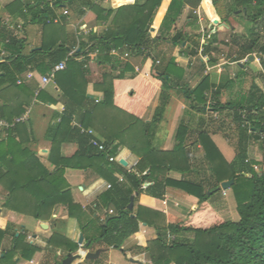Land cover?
Masks as SVG:
<instances>
[{"label":"trees","instance_id":"1","mask_svg":"<svg viewBox=\"0 0 264 264\" xmlns=\"http://www.w3.org/2000/svg\"><path fill=\"white\" fill-rule=\"evenodd\" d=\"M119 1L124 2L117 8L109 9H103L92 2L91 7L100 20L108 22L113 16L112 20L103 31L90 34L76 54L69 57L73 42L66 38L61 42L45 39L39 48L25 53L26 45L22 39L4 27L0 29V86L10 83L22 88L18 83V75L29 69L36 74H47L67 58L66 68L57 71L55 79L63 93L81 111L80 126L72 124V112L61 114L52 135L50 162L55 165V170L50 171L34 151L25 146L22 137V130L26 131V124L31 118V109H1L0 117L8 120L26 111H29V118L17 123L7 137H0V184L8 191L4 207L18 217L17 222L10 220L0 225V242L8 234L12 236V245L0 256V264H18L16 258L19 254L31 260L42 250L40 246L28 241L29 232L21 225V214H29L41 220L51 219L58 204L65 205L69 217L78 220L86 241H90L85 246L87 248L98 244L107 249L123 248V252L131 250L124 247L125 240L139 232L140 224L145 222L156 229L157 237L148 241L146 246L137 248L148 254L150 264H264V89L255 76L248 92L223 101L226 89L236 82H244L248 75L247 63H251L250 57L254 53H262L260 64L264 74V41H261L262 36L253 25L264 20V0L203 1V13L212 24V38L204 49L211 65L217 63L211 53L219 33L230 26V19L237 10L246 12L252 26L248 37L235 36L232 39L237 46V54L232 61L235 62L238 79L222 75L218 81L215 75L208 73L195 87H184L192 107L204 112L210 101L211 110L221 114L227 112L230 123L235 125L236 155L230 162L212 139L213 130H222L223 124L227 123L224 119L218 125L216 121H207L202 116L197 127L181 121L171 151L159 150L152 145L155 129L171 98L169 87L178 86L185 73V63L179 65L178 56L183 53L189 57L197 54L199 49L200 34L177 27L185 7L188 4L197 6L200 0ZM53 2V6H50L47 0H37L32 4L15 0L8 8L20 13H33L32 21L42 25L46 35L49 30L50 33L57 31L49 26L54 25L53 20L57 11L62 9L64 0ZM166 40L172 43L174 53L166 64L157 65L153 55L159 43ZM126 46L136 54L144 53L152 62L156 85L148 80V76H152L149 71H134L128 62L110 53L113 48ZM95 49L100 51L99 59L104 64L109 63L114 70L119 69L118 72H103L101 79L96 82L95 86L104 92L101 102H96L85 91L90 74L87 55ZM81 54L87 55L78 60ZM245 58L247 62L240 64ZM159 87L162 88L159 104L151 122L146 124L143 114ZM96 117L99 118L97 121ZM82 127L91 132H83ZM92 138L103 145L104 149L93 145ZM64 142L77 144V150L72 156H61V145ZM191 142L201 144L211 170L209 184L203 180H175L168 176L171 170L183 173L192 170L188 149ZM255 142H260L262 157L250 159L248 153ZM125 145L138 153L141 159L137 168L126 171L124 181H120L113 176L115 164L109 159L117 155ZM94 164H98L100 173L111 181V187L100 196L96 204L97 209L113 208L114 213L104 218L95 214L97 209L89 214L75 202L70 184L65 178L66 168H87ZM231 179L234 180L231 189L239 214L235 221L224 218L211 202L214 191L219 190L223 181ZM168 186L180 188L199 199L198 208L189 212L185 221L160 223L162 214L158 211L143 205L137 211L129 208L131 196L135 192L148 202H153L164 200ZM187 234L193 238L186 237ZM46 242L48 247L60 249L67 254L78 253L82 248L66 236L60 220H54L53 235ZM59 263L56 261V264Z\"/></svg>","mask_w":264,"mask_h":264},{"label":"crops","instance_id":"2","mask_svg":"<svg viewBox=\"0 0 264 264\" xmlns=\"http://www.w3.org/2000/svg\"><path fill=\"white\" fill-rule=\"evenodd\" d=\"M13 1L15 0H0V29L4 27L6 31L22 39L26 45L25 53H29L31 50L39 48L42 41L45 39L48 41L57 40L61 42L66 38L68 41L73 42L72 49L75 46L79 49L83 42L88 40L89 35L83 36V38L79 39L77 36V27H81L83 29L91 27L95 29L94 31L101 32L104 30L105 24H107V26L110 24L113 17H110L108 22L100 20L96 11L91 7L92 2L100 5L103 9L117 8L124 2L119 0H89L88 2L87 0H72V2H70V0H64L62 9H59L57 11V15L55 16L59 18V21L54 22V25L49 26L50 29H57V31L50 33L49 30L45 35L43 26L32 21L33 13L28 11L20 13L15 11V9L8 8V5ZM22 1L23 3L27 2L30 4L37 2V0ZM89 2L91 3L89 4ZM194 8H196V6H192L190 4L185 7L177 28L191 32V29L195 26V24L199 26L198 19L193 13ZM64 9L69 10L67 15L63 14ZM190 12H192V15H190ZM194 20L196 21L194 22ZM207 20L208 19L205 18L206 24L212 25ZM230 22V26H227L226 28L233 29V32L237 34L235 36L243 37L241 34H246V37L249 36L248 33L250 26H252V22L246 16V12L237 10L234 17H231ZM226 28L224 30H226ZM116 50L117 54L112 55L118 57L121 61L128 62L135 69L134 71H140L141 69L149 71L152 76H148V80L152 81L153 84L156 85L157 81L153 77V74H155V68H153L152 62L146 58L144 53L136 54L128 46L116 48ZM173 53L174 47L172 46V43L166 40L159 43L153 57H156L157 65H164ZM213 53L214 51L212 50L211 54ZM4 55H6V53H4ZM86 55L87 54H81L77 57V59L81 60ZM87 56L89 58L87 65L90 70V74L88 75V82L85 85V91L88 95L93 96L95 100H99L96 102H101L104 99V92L95 86L96 82L101 79L103 72L111 70L118 72L119 69L114 70L112 64H104L99 59V55ZM199 56H202L199 49L195 55L186 57L182 53L178 56V64L180 65L182 62L185 63V73L178 86L173 85L169 87L168 93L171 98L152 138V145L156 149L171 151L174 148L177 130L181 121L186 122L188 125H191V127L198 126L200 117H197L196 114H202L203 112L199 111L196 107L191 106L190 100L186 98L184 87L186 85L187 87H195L204 76L198 77L200 70L205 69L203 63H200V65L198 64L197 58ZM206 64L207 67H214L218 65V62L215 65H211L209 62ZM36 73H33L32 69H29L18 75V83L21 84L22 88L11 85L10 83L0 86V111L3 107L12 108L14 110H18L21 107L31 109V118L26 124V131L22 130V137L25 140V146L34 151L36 156L48 170L54 171L55 165L50 162L52 135L60 121V116L64 112H72V124L80 126L79 118L81 111L69 100L68 96L63 93L61 88L58 86L55 77L51 82L44 84L42 79L45 74ZM29 74H31V76ZM215 78L219 81L222 78V75H215ZM175 79L177 80L178 77L176 76ZM161 90V87L157 89L151 98L148 108H146L145 113L143 114L142 118L146 124H149L154 116L155 109L159 104ZM98 119L96 117L95 120L97 121ZM82 129L86 128L82 127ZM0 137L2 138L3 136L0 135ZM19 138L20 137L17 136L16 139L19 140ZM212 139L215 141L227 161H232L236 155L235 146L237 138H234L233 141L230 135L218 129L213 130ZM131 142L132 140L130 143ZM227 147L230 149V154ZM188 149L191 164L193 165L192 170L185 173L177 170H171L168 173V176L175 180H181L184 178L197 181L203 180L206 184H209V181L212 178L211 170L203 154L201 144H193L191 142ZM76 150V143L64 142L61 145L60 154L62 157H68L72 156ZM225 150L227 151L228 156L225 154ZM140 159L141 156L134 152L129 146H122L118 154L109 159L115 164V166H113V176L118 177L119 179L122 176L124 177V173L126 171H131L137 168ZM65 178L70 184L73 199L89 214H92L93 210L97 209L96 204L99 201L100 196L107 192L109 189L107 186L108 184H111L109 178L100 173L98 164L88 166L87 168H66ZM219 190H223L221 185ZM227 190L226 194H224V190L221 192V197H227L229 191H231L230 194H232L231 188ZM134 196V210L137 211L138 207L143 205L154 211H158L162 214V217L159 220L160 223H177L185 221L189 212L196 210L199 206V199L197 197L175 186L167 187L164 200H153V202H148L143 196L140 197L137 192L134 193ZM214 196V194L211 196V202L219 212H222L227 205H231L233 203L231 200H227L228 203L223 201L219 202ZM7 198L8 191L0 184L1 226L10 220L14 222L18 221V217L13 214V211L4 207V203ZM111 210H113V208L110 210H107L106 208H98L95 214L104 218L107 214L112 215L114 213V211L113 213H110ZM54 220H60L63 222L64 233L75 242H78V237L83 234L78 220L76 218L69 217L67 208L63 204H58L54 208L51 219H36L32 215L22 213L21 225L28 230L29 236H32L33 238L32 241L28 236V241L42 248V250L37 252L31 260L39 263L38 259L43 258L46 252L49 251H51V253L55 251L56 257L60 258L58 260L60 262L67 256L66 252L60 249L54 250L47 245L46 241L53 235ZM44 223L46 224L45 226ZM156 237V229L153 226H149L145 222H142L140 224L139 232L131 236L128 240H125L124 247L127 249L130 248L131 250L123 252V248L120 249L122 256L128 260L127 264H150L148 254L146 252H140L137 246H146L148 241L155 239ZM11 242L12 236L10 234L6 235L2 242H0V256L3 255L4 251L11 247ZM84 242H87L85 236ZM100 247L101 246L98 244H95L93 248L82 246L78 253H74V255H78V257L74 260L73 264H93L92 262L100 258L104 253L108 254L110 263L113 257H115L114 252H119V249L116 248L111 247L107 249L101 247V252L96 258L88 257L89 250L90 253L95 254L97 252L96 249ZM53 255L55 254L53 253ZM16 259L18 264H34L31 263V260L22 258L20 254ZM54 264H56V262H54Z\"/></svg>","mask_w":264,"mask_h":264},{"label":"rangeland","instance_id":"3","mask_svg":"<svg viewBox=\"0 0 264 264\" xmlns=\"http://www.w3.org/2000/svg\"><path fill=\"white\" fill-rule=\"evenodd\" d=\"M190 15H192V12H190ZM205 16V14H203ZM234 17V16H232ZM206 18V16H205ZM207 19V18H206ZM242 20H243V16H242ZM208 21V20H207ZM209 22V21H208ZM207 22V23H208ZM231 24V22H230ZM252 24V23H251ZM196 28H194V26L191 29L192 33H199V26ZM256 27V30H258L262 36V40L264 41V20L259 21L256 24H253ZM237 34H235L233 32V29H229L226 28V30H223L218 37V41L217 44L214 46L213 51L214 53L212 54L218 62L217 66L214 67H210V69L207 68V64L204 61L202 56H199L198 59V64L200 65V63L204 64V68L205 69H201L198 77H201L205 74H212V75H228L231 77L235 76L236 78V73H237V69L235 67V62L232 61L233 57L236 56L237 54V46L236 44L233 42V36H235ZM243 37H246V34H241ZM249 35V33H248ZM257 53L254 54L253 59H251V63H247L248 66V75L246 76L244 82L242 84H239L238 82H236L235 84H233L232 86H230L228 89H226L224 91V97H223V101H227L231 98L236 97L237 95L241 94V93H246L248 92V90L251 87V84L253 82V78L256 76V81L263 87L264 89V74H263V70L261 69V64L259 59L256 57ZM208 58L207 57V63H208ZM248 59H242L240 62L242 63H246ZM208 97L210 98V92L207 93ZM210 101L209 103H207V110L204 111L202 114H196L197 117H206L207 121H216L215 123L220 125L221 124V120L224 119V121H226L227 123L223 124V131H225L228 135H230L234 141V138H237V131L235 129V125L230 123V119L227 115V112H223L222 114L217 112V111H213L210 108ZM198 112V111H197ZM237 142V140H236ZM260 142H255L251 145L250 148V153L249 154V158L253 159V158H261L262 157V153L261 150L259 148ZM234 146V145H233ZM228 148V147H227ZM229 150V154H230V149ZM226 151V150H225ZM228 156V153L226 151L225 153ZM260 169V167L258 168ZM228 191V190H227ZM221 192H223V190H216L214 193V197L219 201V202H227V200H231L233 203L231 205H227L226 208H224L222 210V212H218L226 219H238L239 218V214L237 212L236 209V200H235V196L231 191H229V194L227 197H221ZM225 199V200H222ZM186 237H190L191 239L193 238V236L191 234H187L185 235ZM80 237V236H79ZM78 237V239H79ZM105 248V247H103ZM101 249L97 248V250ZM90 253V250L88 251ZM53 253L55 255H53ZM51 253V251L46 252V254L43 256V258L38 259L39 263L38 264H54V262H58V260L60 259L59 257H56V253L55 251ZM115 253V257H113V259L111 260V262L109 263V258H108V254L104 253L102 254V256L100 258H98L97 260H94V262H92L93 264H127V261L124 256H122V253L119 249V252L116 251ZM57 259V260H56Z\"/></svg>","mask_w":264,"mask_h":264},{"label":"built area","instance_id":"4","mask_svg":"<svg viewBox=\"0 0 264 264\" xmlns=\"http://www.w3.org/2000/svg\"><path fill=\"white\" fill-rule=\"evenodd\" d=\"M204 0H200V3L196 6V8L193 9V13L196 15L197 19H198V23H199V32H200V43H199V52L202 55L204 61L207 63V54H205L204 49H205V45L208 44V42L210 41V39L212 38V32H211V25L206 24L205 22V17L203 15L202 12V3ZM53 0L49 1L50 6H53ZM69 13L68 9H64L63 10V14L67 15ZM59 18L55 17L53 22H58ZM107 24H105V28H107ZM77 36L79 37V39L83 38V36H88L90 34H92L94 32V28H81V27H77ZM77 46H75L68 54L69 56H73L76 54L77 51ZM100 53V51L98 49H95L93 51H90L88 53L89 56H97ZM111 54H117V50L116 48H113L110 52ZM255 54V53H254ZM253 54V56H254ZM262 55V53H257L256 57L259 59L260 61V56ZM247 59V58H245ZM67 66V58L65 60H62L60 63L56 64L50 72H48L47 74H45L43 76V83L47 84L49 82L52 81V79L55 77V74L57 71L63 70L65 69ZM208 69H210V66L207 67ZM31 76V74H29ZM99 101V100H96ZM29 111L24 112L23 114H21L20 116L15 117L13 120H8L6 118H2L0 117V135H2L3 137H7L9 135L10 130L17 124V123H21V122H25L28 120L29 118ZM83 132H88L90 133L91 130H86V129H82ZM91 143L95 146H99L100 149H104V146L99 144V142L92 138L91 139ZM120 181H124V177H120ZM108 188L111 187V184H108L107 186ZM224 194H226V190H224ZM110 213H113V210L110 211ZM29 239L33 241L32 236H29ZM31 263L34 264H38L37 262H35L34 260H31Z\"/></svg>","mask_w":264,"mask_h":264},{"label":"water","instance_id":"5","mask_svg":"<svg viewBox=\"0 0 264 264\" xmlns=\"http://www.w3.org/2000/svg\"><path fill=\"white\" fill-rule=\"evenodd\" d=\"M250 58L253 59V56H251ZM240 64H243V63L240 62ZM233 183H234V180L233 179L223 181L221 183V188L223 190H227V189L231 188V186H232ZM209 194H211V191L209 192ZM134 201H135V196L132 195L131 196V201H130V204H129V208L130 209H133V207H134ZM77 243L82 247V246L89 245L90 244V241L84 242V235L81 234ZM100 252H101V249L97 250V252L95 254L88 253V257L89 258H96ZM77 257H78V255H74L72 253H68L67 256L59 264H73L74 260Z\"/></svg>","mask_w":264,"mask_h":264}]
</instances>
